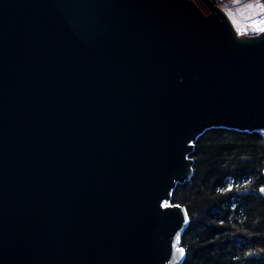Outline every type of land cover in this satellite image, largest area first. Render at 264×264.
Returning <instances> with one entry per match:
<instances>
[{
	"label": "water",
	"instance_id": "1",
	"mask_svg": "<svg viewBox=\"0 0 264 264\" xmlns=\"http://www.w3.org/2000/svg\"><path fill=\"white\" fill-rule=\"evenodd\" d=\"M212 128L264 134V28L212 0H0V264H181L171 194Z\"/></svg>",
	"mask_w": 264,
	"mask_h": 264
},
{
	"label": "trees",
	"instance_id": "2",
	"mask_svg": "<svg viewBox=\"0 0 264 264\" xmlns=\"http://www.w3.org/2000/svg\"><path fill=\"white\" fill-rule=\"evenodd\" d=\"M190 157L193 173L170 200L188 218L181 264H264V134L212 128Z\"/></svg>",
	"mask_w": 264,
	"mask_h": 264
},
{
	"label": "rangeland",
	"instance_id": "3",
	"mask_svg": "<svg viewBox=\"0 0 264 264\" xmlns=\"http://www.w3.org/2000/svg\"><path fill=\"white\" fill-rule=\"evenodd\" d=\"M224 8L230 10L229 13L238 26L241 24L254 25L259 32L264 28V4L262 0H247L241 4L224 5ZM249 15H252V18L248 19ZM170 204L172 203L170 202Z\"/></svg>",
	"mask_w": 264,
	"mask_h": 264
},
{
	"label": "bare ground",
	"instance_id": "4",
	"mask_svg": "<svg viewBox=\"0 0 264 264\" xmlns=\"http://www.w3.org/2000/svg\"><path fill=\"white\" fill-rule=\"evenodd\" d=\"M214 2V4L218 7H220L221 9H223L231 18V13H229L228 9H225L224 8V5H236V4H241V3H244L246 2L247 0H212ZM231 3V4H230ZM249 18H252V15H249L248 16V19ZM233 19V18H232ZM259 32V31H258ZM239 34V26L237 24V35Z\"/></svg>",
	"mask_w": 264,
	"mask_h": 264
},
{
	"label": "snow or ice",
	"instance_id": "5",
	"mask_svg": "<svg viewBox=\"0 0 264 264\" xmlns=\"http://www.w3.org/2000/svg\"><path fill=\"white\" fill-rule=\"evenodd\" d=\"M261 191H264V189H261Z\"/></svg>",
	"mask_w": 264,
	"mask_h": 264
}]
</instances>
